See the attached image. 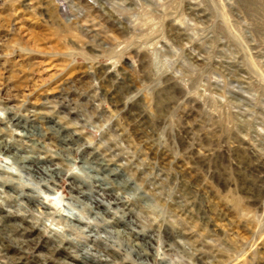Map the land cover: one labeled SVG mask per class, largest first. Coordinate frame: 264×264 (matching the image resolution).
Segmentation results:
<instances>
[{
  "label": "rangeland",
  "instance_id": "rangeland-1",
  "mask_svg": "<svg viewBox=\"0 0 264 264\" xmlns=\"http://www.w3.org/2000/svg\"><path fill=\"white\" fill-rule=\"evenodd\" d=\"M8 111L50 142L37 163L59 178L12 158L28 153ZM100 153L118 172L98 210L128 232L107 242L109 264H264V0H0V213H15L0 264L82 254L63 212L106 235L69 187L95 189ZM28 186L55 214L19 196Z\"/></svg>",
  "mask_w": 264,
  "mask_h": 264
},
{
  "label": "bare ground",
  "instance_id": "bare-ground-1",
  "mask_svg": "<svg viewBox=\"0 0 264 264\" xmlns=\"http://www.w3.org/2000/svg\"><path fill=\"white\" fill-rule=\"evenodd\" d=\"M9 114H12V116L10 117L11 120H13L14 124L21 129L20 131L15 132V134L18 136V138H15V141L17 142H21L22 144L25 145V148L23 149V151L25 153H28L27 155H22V154H17V152H13L12 158L20 164V167L22 169H24V171H28V173H33L36 176H40L41 178H43V176H47L50 177L52 179H56L60 177V170L58 169V165L55 164H48V165H40L39 163H37V161L39 162L40 160H43L46 158V156H40V153H47V151L51 150L50 147V142H46L43 140V135H41L40 133L35 136L36 134H32L33 132H30L29 134L27 133V127H28V123L27 121H23L22 118H18L16 116V114L12 111H8ZM47 114V111H45V109H34L31 111V117H32V121L33 122H37L40 123L41 126V118H44L45 115ZM58 120L54 121V125L57 124L60 120L59 117H56ZM55 119V118H54ZM53 125L52 129L50 130L51 133L54 134H58L60 135L61 140L64 139L63 137H61V130L60 128H56ZM70 125L72 126V123H70ZM74 126V125H73ZM76 127V128H75ZM75 130H72V128L69 127L70 130L74 131H78L80 132V130L78 129L77 126H74ZM34 131V130H32ZM66 133H70L69 131H66ZM67 139V136H64ZM12 142V141H11ZM68 148V147H67ZM95 166H90L91 171H96V174L92 175L91 180L93 179V181L96 182L95 185V189L90 185V186H86L84 182H80L78 180L77 177H75L76 179L73 180V183L71 186H69L70 192L72 193L71 197L75 198L74 201L79 200L80 204H75V202H73L74 205H78L80 206V208L82 210H88L89 215H87L86 217L88 218L89 216H93L94 219L96 218H101L104 221L105 225H102L101 228L104 230L105 232V236H103L102 238L97 236V230L95 229V226L98 227V225L96 224H89L90 222H87L85 220V216H82L80 214L76 213H61L58 216L59 219H62V221H64V225L66 226V229H68L69 231L71 230H79L81 231V236L86 237L87 241H89L91 243V246L86 247V249H83L82 254H72L70 253V255H68L69 257H71V262L69 264H109V261H111L110 255H109V249L110 245H108L107 242H111L114 243L116 235H121V236H126L128 234V232L126 231V226H123L122 228H117L115 225L110 224L112 221L108 218H105L102 214V210H98L100 209V206H102L105 201H104V196L100 193V191H108L110 190V186L107 184V180H109L110 175L115 174L116 172H118L117 170H115V168H111L110 166L113 165L112 163V159L108 157V155L106 153H100V154H96L95 155ZM50 160V159H49ZM46 162V161H45ZM52 165V166H51ZM55 166V167H53ZM55 169V170H54ZM42 172H48L45 173V175L42 174ZM3 173V172H2ZM5 174V173H4ZM3 174V175H4ZM109 175V176H108ZM10 176H12V174H10ZM9 177V176H8ZM6 182V183H11L10 178H5V180H2V182ZM17 182V181H16ZM75 182V183H74ZM113 183V182H111ZM18 184H20V182H18ZM120 184V181H119ZM28 185V184H27ZM93 185V186H94ZM29 188V191L27 192H19V196L21 197H26L27 200H31L36 202L34 205L35 207H42L45 209V213L47 214H55V212H51L49 211L51 207V205L47 204V202L40 200L41 196L40 194L34 190L33 188H31L30 186L26 187ZM111 191V190H110ZM114 191L115 194L114 195V203H127L126 200L122 199V194L116 190H112ZM97 192V194H96ZM107 193V192H105ZM108 194V193H107ZM121 194V196L119 195ZM47 198V197H46ZM71 202V201H70ZM46 204V205H45ZM119 205V204H118ZM123 205V204H121ZM25 207L29 210L32 206L29 203H26ZM34 208V207H32ZM86 208V209H84ZM43 209V210H44ZM44 212V211H43ZM93 213V215H91ZM13 214H15L11 209L6 208L4 209L3 213H0V220L3 221L4 218H9L12 217ZM82 223H85V225H83ZM117 223V222H114ZM132 223V222H131ZM95 225V226H94ZM100 234V233H99ZM68 235V234H67ZM70 240V239H68ZM147 241V240H146ZM23 245L24 247H26V245H28V243H31V240H23ZM22 242L20 241V246L22 247ZM133 245H135L136 247L139 248V245L141 243L135 241V239L132 241ZM74 242L72 241L71 244H73ZM71 244H68L69 246L64 247L65 249H68L70 251H74L72 249H74L75 247L72 246ZM112 247V246H111ZM72 248V249H71ZM9 249V248H8ZM8 249L6 248V251H8ZM76 252V250H75ZM142 252H140L139 254H141ZM143 254V253H142Z\"/></svg>",
  "mask_w": 264,
  "mask_h": 264
}]
</instances>
